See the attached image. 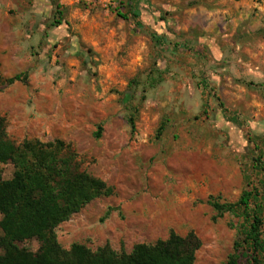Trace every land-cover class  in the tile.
<instances>
[{"label": "rangeland", "instance_id": "obj_1", "mask_svg": "<svg viewBox=\"0 0 264 264\" xmlns=\"http://www.w3.org/2000/svg\"><path fill=\"white\" fill-rule=\"evenodd\" d=\"M0 73L28 78L0 95L9 138L63 142L112 191L56 229L63 249L194 233L195 264L227 261L244 220L210 198L264 190V0H0Z\"/></svg>", "mask_w": 264, "mask_h": 264}, {"label": "trees", "instance_id": "obj_2", "mask_svg": "<svg viewBox=\"0 0 264 264\" xmlns=\"http://www.w3.org/2000/svg\"><path fill=\"white\" fill-rule=\"evenodd\" d=\"M27 81V74L5 79L0 73V93ZM6 126V118L0 117V164H12L15 171L12 179L0 181V264H195L201 242L194 233L172 235L154 246L137 245L129 255L109 245L95 252L84 245L63 249L56 229L112 191L82 171L63 142L35 140L18 145L9 138ZM209 205L219 217L229 213L244 220L242 236L223 264H240L241 260L264 264V190L254 186L236 203L210 198ZM32 240L40 243L36 253L20 247Z\"/></svg>", "mask_w": 264, "mask_h": 264}, {"label": "crops", "instance_id": "obj_3", "mask_svg": "<svg viewBox=\"0 0 264 264\" xmlns=\"http://www.w3.org/2000/svg\"><path fill=\"white\" fill-rule=\"evenodd\" d=\"M4 77V76H3ZM14 77V76H13ZM5 79H8V78H6V77H4ZM9 78H12V77H9ZM18 83H20V82H16L15 84H13L12 86H10V87H8L6 90H4L3 92H1L0 93V95L1 94H4V93H6V94H11V92H9V89H11L14 85H16V84H18ZM0 117H4L5 118V116L4 115H0ZM6 124H7V120H6Z\"/></svg>", "mask_w": 264, "mask_h": 264}]
</instances>
